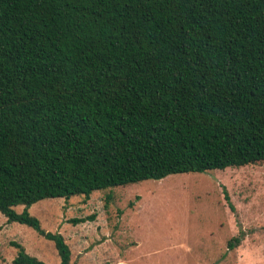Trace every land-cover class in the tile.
<instances>
[{
	"label": "trees",
	"instance_id": "obj_1",
	"mask_svg": "<svg viewBox=\"0 0 264 264\" xmlns=\"http://www.w3.org/2000/svg\"><path fill=\"white\" fill-rule=\"evenodd\" d=\"M263 161L264 0H0V212L59 264L34 203Z\"/></svg>",
	"mask_w": 264,
	"mask_h": 264
},
{
	"label": "rangeland",
	"instance_id": "obj_2",
	"mask_svg": "<svg viewBox=\"0 0 264 264\" xmlns=\"http://www.w3.org/2000/svg\"><path fill=\"white\" fill-rule=\"evenodd\" d=\"M29 211L65 236L73 264H264V161L44 198ZM14 242L47 264L61 261L53 240L0 212V264L18 255Z\"/></svg>",
	"mask_w": 264,
	"mask_h": 264
}]
</instances>
